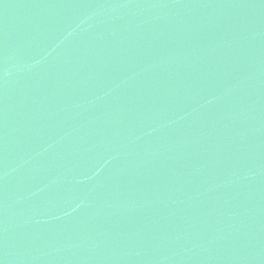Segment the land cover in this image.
<instances>
[{
    "label": "water",
    "instance_id": "95a60500",
    "mask_svg": "<svg viewBox=\"0 0 264 264\" xmlns=\"http://www.w3.org/2000/svg\"><path fill=\"white\" fill-rule=\"evenodd\" d=\"M0 264H264V0H0Z\"/></svg>",
    "mask_w": 264,
    "mask_h": 264
}]
</instances>
